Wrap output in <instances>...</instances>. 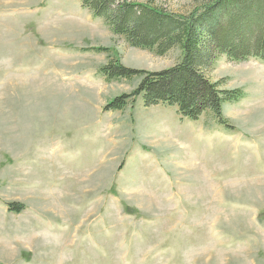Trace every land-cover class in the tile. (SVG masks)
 <instances>
[{"label":"rangeland","instance_id":"rangeland-1","mask_svg":"<svg viewBox=\"0 0 264 264\" xmlns=\"http://www.w3.org/2000/svg\"><path fill=\"white\" fill-rule=\"evenodd\" d=\"M182 55L131 48L80 0H0V264H264V61L210 56L208 81L243 95L222 125L131 103L144 75L101 74Z\"/></svg>","mask_w":264,"mask_h":264},{"label":"trees","instance_id":"trees-1","mask_svg":"<svg viewBox=\"0 0 264 264\" xmlns=\"http://www.w3.org/2000/svg\"><path fill=\"white\" fill-rule=\"evenodd\" d=\"M80 2L83 9L102 20L131 48L158 56L166 55L171 48H180L183 53L178 65L162 73L138 72L118 62L103 67L101 74L108 82L145 76L132 102L131 97L122 96L106 108L108 111H122L129 102L143 95L147 107L159 104L177 107L181 118L189 121H197L209 113L222 125L223 105L237 102L243 95L240 91H220L218 85L208 81L204 72L210 56L222 54L236 61L249 58L264 61V0H205L187 16L132 0ZM219 11L225 20L212 24L213 16ZM11 207L16 212L22 208Z\"/></svg>","mask_w":264,"mask_h":264}]
</instances>
